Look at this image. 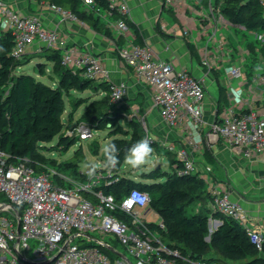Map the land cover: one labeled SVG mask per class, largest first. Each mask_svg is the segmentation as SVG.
Listing matches in <instances>:
<instances>
[{
  "label": "built area",
  "instance_id": "obj_1",
  "mask_svg": "<svg viewBox=\"0 0 264 264\" xmlns=\"http://www.w3.org/2000/svg\"><path fill=\"white\" fill-rule=\"evenodd\" d=\"M81 1L85 9L92 10L95 6L94 0ZM106 1L109 10L125 16L129 14L125 0ZM188 1L207 2L209 9L213 2L162 0V4L172 7ZM258 3L264 8V0H258ZM45 7L57 17L59 24L79 22L74 14L59 6L45 4ZM94 11L100 12L97 8ZM0 27L13 37L11 55L15 59L21 58L32 47L58 49L61 42L57 27L48 28L40 17L23 15L3 0H0ZM114 29L124 40L123 45L116 48L119 60L150 88L152 107L162 122L171 129L179 128L185 120L201 125L206 98L204 81L184 68L156 58L145 45L129 40V29L124 21L114 22ZM251 33L264 44V32ZM188 34V30L179 31L180 36ZM215 34L216 31L212 37ZM227 46L228 42L224 40L216 46V51ZM221 55L229 62L225 70L226 84L240 79L243 73L241 60H229L231 56L226 52ZM60 58L64 67L72 72L79 70L81 77L107 82L112 102L121 100L126 94V83L110 82L108 70L96 56L79 53L75 47H65L60 50ZM201 63L209 70L213 58L205 53ZM257 68L255 81L264 86V63ZM209 125L212 135L241 152L243 157L264 159V112L235 113L226 109ZM68 135L76 136V140L89 141L94 136V129L86 122H76ZM168 150L175 151L176 159L183 164L182 176H202L211 171L208 166L199 170L189 150H174L169 144ZM10 158L0 149V195L5 199L0 202V264H133L127 255L115 250L113 241L123 247L134 264H220L203 257L195 259L165 246L159 236L165 228L163 222L158 219L150 223L145 218L150 199L143 206L138 203L130 208L125 206L133 190L143 191L131 189L118 199L104 193L102 187L120 179L118 171H101L92 180L79 181L54 171L36 173L26 164V158L16 162H11ZM212 208L222 217L236 222L249 242L258 251L262 250L264 237L260 225L241 204L230 199L229 192L213 188ZM150 224L157 229H151ZM102 249L113 253L117 260L112 261ZM56 254L59 255L54 259Z\"/></svg>",
  "mask_w": 264,
  "mask_h": 264
},
{
  "label": "trees",
  "instance_id": "obj_2",
  "mask_svg": "<svg viewBox=\"0 0 264 264\" xmlns=\"http://www.w3.org/2000/svg\"><path fill=\"white\" fill-rule=\"evenodd\" d=\"M28 3H46L59 6L74 14L78 20L91 23L97 31L105 32V27L93 16L94 9L100 12H110L114 20H122L129 31L134 34V42L143 45L138 29L125 15L116 10H109L106 0H94L92 10L85 9L81 0H24ZM207 5V2H203ZM213 8L232 25L242 26L246 31L264 32V8L258 0H213ZM124 40L120 37L122 46ZM13 37L10 32H0V149L8 154L11 162L26 158V164L36 173L45 172L44 158L40 154V144L48 143L58 137L56 145L67 150L69 139L59 135L62 130L61 115L64 112L63 93L73 88L78 90L90 89L102 91L104 95L95 103L90 104L77 122H86L91 128L95 122H106L112 119L107 113L111 104L108 83L95 82L83 78L80 71L72 72L61 64L60 50L43 48V58L51 63L52 76L57 81L55 87L48 86L29 74L17 71L19 67L29 61L21 57L15 59L11 55ZM191 56L198 59L194 47L187 44ZM253 60V59H252ZM26 61V62H25ZM254 69V68H253ZM17 71V72H16ZM219 100L217 115L221 113L222 105L226 104V94L223 86H218ZM242 113H248L243 111ZM126 124L132 128L128 138H113L119 149L120 164L114 171H119L129 148L142 137H145L141 124L135 120L126 119ZM117 132L123 133L118 129ZM154 148L155 144L151 141ZM172 173L161 172L157 169L153 174H144V180L153 183L137 182L130 178H120L116 183L102 187L104 193L113 195L116 199L131 189H138L150 195L149 208L157 213L164 224V230L159 232L161 242L171 249L179 250L183 255H199L208 261H217L220 264H264V242L262 250L258 251L248 240L244 231L231 219L222 218V223L209 235L208 215L206 210L200 208L197 212L187 214L191 199H195L202 207L206 200L199 199L204 184L194 174L182 176L180 172L183 164L176 159L173 152H166ZM208 163L213 158L208 151H204ZM85 158L78 149L72 160L56 165L58 171L68 173V177L85 181V172L79 171V165ZM53 164V162H52ZM58 176V175H57ZM56 176V177H57ZM157 176L163 181L156 180ZM58 178V177H57ZM63 185L62 182H58ZM212 201V198H210ZM5 199L0 195V202ZM128 221V218L126 219ZM150 228L156 230L154 224ZM115 246V245H114ZM112 260L111 252L102 249ZM114 256V255H113ZM115 257V256H114ZM113 261V260H112Z\"/></svg>",
  "mask_w": 264,
  "mask_h": 264
},
{
  "label": "crops",
  "instance_id": "obj_3",
  "mask_svg": "<svg viewBox=\"0 0 264 264\" xmlns=\"http://www.w3.org/2000/svg\"><path fill=\"white\" fill-rule=\"evenodd\" d=\"M3 1L23 15L40 17L48 28L57 27L61 37L57 50L75 47L79 53H89L99 58L109 72V81L125 82L127 85L126 97L130 99L139 97L145 113L150 115L152 123L153 120L155 123L158 122L157 110L152 107L150 88L140 82L134 76L132 69L125 66L117 56V43L114 35L116 20L108 12L93 14L94 18L105 27L104 31H107L105 34L91 27L88 20L59 24L57 17L46 9V3H28L24 0ZM125 1L129 9V14L126 17L136 25L143 45L148 47L156 58L171 62L177 68H184L204 81L206 98L203 105V123L196 126L191 121L185 120L179 128L171 129L161 122L165 128L164 141L173 146L174 150L181 148L189 150L199 170H203L205 166L210 167L211 171L208 174L194 175L203 182L209 192L211 188H222L229 192L230 199L241 204L253 220L260 225L264 237V159L243 157L241 152L230 148L222 139L212 135L209 125L217 115L219 85L224 87L227 99L219 114L224 113L226 109H231L235 113H242L245 110L264 112V86L255 81L258 68L254 69L255 72L252 74L248 72L250 58H239L242 62V77L226 84L225 70L229 62L227 59L218 62L215 57L216 46L224 40L228 41L229 33L233 29L242 28V26L226 22L219 10L217 12L213 7L209 9L203 2L196 4L188 1L184 5L166 7L163 6L162 0ZM207 11L212 14L217 12L220 22H216L213 16L210 17ZM180 30H188V37L180 36ZM214 31L216 34L212 37ZM128 33L127 36L134 41V34L131 31ZM187 44L194 47L198 59L191 56ZM205 53H209L213 58L209 70L201 63ZM224 61L226 62L223 63ZM261 63L264 62L260 60L258 65L260 66ZM237 93L239 94L238 100ZM160 127H162L160 131H163V126L160 125ZM205 150L211 154L212 164L206 161L203 155ZM200 208L206 210L209 218L208 238L210 239L211 233L222 223V218L218 215L219 213L213 210L211 199H207L202 207L199 204L195 212ZM150 212L156 215L153 221L148 220L150 223L160 220L159 215L150 208L145 210L146 216ZM209 239L205 238L207 242Z\"/></svg>",
  "mask_w": 264,
  "mask_h": 264
},
{
  "label": "rangeland",
  "instance_id": "obj_4",
  "mask_svg": "<svg viewBox=\"0 0 264 264\" xmlns=\"http://www.w3.org/2000/svg\"><path fill=\"white\" fill-rule=\"evenodd\" d=\"M212 7L213 5L211 6V8ZM215 11L218 12V6L216 7ZM217 12L213 13V15L210 11H207V14L210 17L213 16L216 22H220V20H218L220 19V16L217 14ZM96 13L100 14L101 12ZM244 30L245 29L243 27L239 29H233L231 33H229L230 36L227 37L228 46L222 47L221 49L219 48V50L216 51L217 53L215 57L217 58L218 62H221L223 59H226V56L221 55V52H226L230 54V58L232 59L236 58L238 60L239 58H250V70L248 72L252 74L255 72L254 69L259 66V61L262 60V62H264V44L259 43L255 39L253 33H251L258 31L248 32ZM0 32H4L1 27ZM128 34L129 33H127V35ZM114 35L115 42L117 43V45L120 44V37L115 31ZM127 38L131 40L128 36ZM43 56V48H30L22 56V58L28 60L29 63L23 65L22 67H19L17 71L32 75L42 83L51 87H55L57 81H55L52 76L51 63L45 60ZM225 62L226 61H224L223 63ZM253 65L254 69L252 68ZM103 95L104 94L98 90H78L76 88H73L63 93L64 112L60 118L63 128L60 131L59 135H67V138L70 140L69 145L72 144V142H75L73 145L69 146L66 151L62 150V148L56 145L58 137L53 138L51 142L41 143L39 152L44 158V166L46 171H58L56 165L61 162L72 160L75 152L78 149L81 150V153L85 158V162L102 161L103 153L101 151V148L104 144L110 142L113 138L130 137L129 135L133 131L132 128H130L126 124V119H130L139 122L141 124L145 136L149 137L150 140L154 142V163L152 165L147 166V168H145L144 170L137 172L130 169V167L123 162L120 170L118 171L119 177L134 179L137 182L153 183L152 180H144L143 175L153 174L157 169H159L161 172L172 173V169L169 165V160L166 157V152H168L169 150L168 143L164 141L165 139H163L165 128L164 125L161 123L162 120L158 115V122L155 123V121L153 120L152 123V121L150 120L151 118L149 117L150 115L148 113H145L143 103L139 97L130 99L127 98L126 95H124L119 101H111V104L107 109V113L112 117V119L102 123H93L94 136L91 140L80 141L76 140V136L68 135V132L73 130L75 123L81 120L80 118L85 112L86 108L90 104L95 103ZM109 124H111L112 126L109 127ZM159 124L163 126V131H160L162 127H160ZM118 129L123 130V133L117 132ZM85 162L79 165L80 172H85V169L83 167ZM59 173L65 176L68 175V173L62 171H59ZM156 180L163 181L164 179H160V176H157ZM212 189L213 188H211L209 192L207 188L202 187L201 192L198 193L199 199L207 200L212 198ZM191 200L193 202H191L190 206L187 208V214L191 213V211H195L198 209L199 204L196 202V200L193 198ZM155 217L156 215L150 212L147 214L146 219L149 221H153ZM206 238L209 239L208 236ZM113 243L115 245V250L127 255L131 263L134 264V260L124 251L123 247L116 241H113ZM113 255H111L113 257L112 260L116 261L117 257L115 255L114 257Z\"/></svg>",
  "mask_w": 264,
  "mask_h": 264
},
{
  "label": "clouds",
  "instance_id": "obj_5",
  "mask_svg": "<svg viewBox=\"0 0 264 264\" xmlns=\"http://www.w3.org/2000/svg\"><path fill=\"white\" fill-rule=\"evenodd\" d=\"M237 100L239 94H236ZM112 125L109 124V127ZM198 140L199 137L197 136ZM103 153V160L98 162H85L83 167L85 169V175L89 180L94 179L99 172L107 171L112 172L117 169L120 164L119 149L114 142H108L101 148ZM124 163L127 164L133 171H142L147 166L154 163V149L151 145L149 137H142L140 140L135 142L128 150L124 158ZM150 199V195L146 192H138L133 190L131 195L125 201L126 207H131L134 204H140L143 206Z\"/></svg>",
  "mask_w": 264,
  "mask_h": 264
},
{
  "label": "water",
  "instance_id": "obj_6",
  "mask_svg": "<svg viewBox=\"0 0 264 264\" xmlns=\"http://www.w3.org/2000/svg\"><path fill=\"white\" fill-rule=\"evenodd\" d=\"M111 252H113V253H115L116 254V252L113 250V249H109ZM59 254H56L55 256H54V259L58 256ZM195 259H199L201 256H199V255H196V256H193ZM49 262H45L44 264H48Z\"/></svg>",
  "mask_w": 264,
  "mask_h": 264
}]
</instances>
